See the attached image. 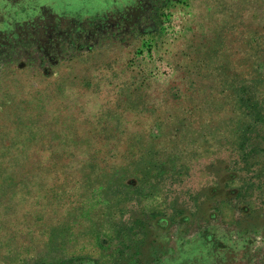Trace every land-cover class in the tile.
<instances>
[{"label": "rangeland", "instance_id": "374dc122", "mask_svg": "<svg viewBox=\"0 0 264 264\" xmlns=\"http://www.w3.org/2000/svg\"><path fill=\"white\" fill-rule=\"evenodd\" d=\"M254 101L264 0H0V264H264Z\"/></svg>", "mask_w": 264, "mask_h": 264}, {"label": "trees", "instance_id": "16d2710c", "mask_svg": "<svg viewBox=\"0 0 264 264\" xmlns=\"http://www.w3.org/2000/svg\"><path fill=\"white\" fill-rule=\"evenodd\" d=\"M256 107H257V105H256L255 101L251 104L250 107H248L249 108V112L251 114L252 124L248 125V128L245 130V131H247V133H250L251 131L252 132L253 131H258L255 128V125L257 123L256 121H261V119L264 118V113L263 114L261 113V112H264V109H262L261 112L260 111L258 112L257 109H256ZM247 133L241 131V133H239L240 136L238 138H240V140H244V136H246ZM246 140L248 141L249 138L248 139L246 138ZM245 142L246 141H244L242 144H239V147L237 149V151H240V157H239V159H244V157L246 158V156H244V155L249 152V151H247L248 150V145H245ZM252 166H254V163H252V164L246 163V165L244 167V171H246L247 173H249V172H252L253 173L254 172L253 170L252 171H249V170H251ZM241 181H242V183H248V182H250L249 179H246L245 177H243L241 179ZM247 187L248 186H246V188ZM240 194L241 193L239 191L238 192V196H241Z\"/></svg>", "mask_w": 264, "mask_h": 264}]
</instances>
